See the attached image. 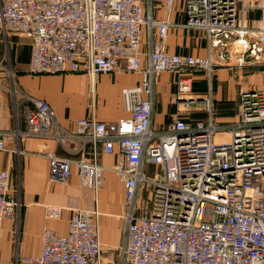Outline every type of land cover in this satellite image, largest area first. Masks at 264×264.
<instances>
[{
	"label": "built area",
	"instance_id": "2783aa9c",
	"mask_svg": "<svg viewBox=\"0 0 264 264\" xmlns=\"http://www.w3.org/2000/svg\"><path fill=\"white\" fill-rule=\"evenodd\" d=\"M163 1L171 13L175 0ZM142 2L0 0V30L30 43V74H85L93 95L101 75L120 69L143 74L138 86L122 90L128 117L107 123L92 114L77 121L74 133L57 124L46 101L21 93L30 106L25 131L15 133L19 143L44 139L50 180L68 182L75 167L81 185L96 196L105 172L100 154L116 157L113 171L125 186V241L115 248L121 264H264V86L241 91L236 119L223 124L214 118L211 84L221 68L264 72V20L250 26L238 0H184V28L205 35L207 54L183 56L167 51L170 18L145 16ZM164 72L176 77V114L167 128L156 130V84ZM200 73L210 81L201 97L193 92ZM12 94L17 96L15 89ZM52 140L69 153L67 143L80 140V157H58ZM5 150L0 138V151ZM150 166L154 172L148 175ZM11 180L10 171L0 169V226L15 217L20 203L11 195ZM147 193L149 205L141 203ZM44 210L48 220L64 212L55 204ZM100 215L97 206L73 210L68 234L46 229L41 256L24 261L113 264L105 260L109 250L100 240Z\"/></svg>",
	"mask_w": 264,
	"mask_h": 264
},
{
	"label": "crops",
	"instance_id": "0c3cea01",
	"mask_svg": "<svg viewBox=\"0 0 264 264\" xmlns=\"http://www.w3.org/2000/svg\"><path fill=\"white\" fill-rule=\"evenodd\" d=\"M263 0H238L241 17L252 27H258L264 20L261 4ZM144 15L154 19L170 18L173 26L169 29L166 41L170 54L183 56H205L207 42L200 31L184 28L187 17L184 0H175L173 11L168 13L163 0H143ZM243 11V12H242ZM154 40H158L157 31ZM142 50L149 51L148 33L143 29ZM31 48L29 41L20 34L4 33L0 30V138L5 139L6 149L0 151V169L8 170L12 176V197L16 195L14 184L20 186V203L14 218L7 219L0 226V264H37L27 263L25 258H39L42 252V234L46 229L67 235L73 210H93L96 206L101 212L100 240L109 250L105 256L106 262L121 264L120 256L115 248L125 241V186L113 171L116 157L100 154L99 163L105 168L102 187L95 196L91 189L81 185L78 170L73 167L72 176L66 183L52 182L49 176V161L43 154L44 139L26 138L19 140L17 130L26 129V115L30 103L21 98L16 101L12 91L22 92L32 98L46 101L55 111L57 124L68 132H76L77 121L95 115L101 122L114 123L128 117L122 96L124 88L138 86L143 74L132 73L120 69L113 74L101 75L97 78L94 95L91 92V79L85 74L67 75H32L29 72ZM147 58L142 60L143 66ZM12 70L13 78L8 71ZM261 72V71H260ZM235 70L219 69L213 76L211 84L214 91V101L223 113L220 119L223 124L236 119L238 110L232 111L235 98L227 88L231 75ZM247 72H239V89L241 91L257 88L263 83L262 78L256 83L247 82L244 85ZM261 77V76H258ZM176 77L171 73H161L156 84L157 103L154 114V129L163 130L172 122L176 114L173 96L177 92ZM193 92L204 96L209 89L210 81L204 73L195 75ZM206 83L207 91H202ZM226 90V91H225ZM225 91V92H224ZM237 95V96H238ZM239 104V96H238ZM206 116L193 114L194 117ZM207 118V117H206ZM205 118V119H206ZM227 121V122H226ZM56 155L60 158L77 160L82 142L69 141L67 152L61 144L52 140L49 142ZM86 146L85 149H89ZM20 150L21 153L16 151ZM154 172L152 166L147 168V174ZM97 197V198H96ZM55 204L64 208L63 215L57 220H48L44 205ZM18 219V221H17Z\"/></svg>",
	"mask_w": 264,
	"mask_h": 264
},
{
	"label": "rangeland",
	"instance_id": "374dc122",
	"mask_svg": "<svg viewBox=\"0 0 264 264\" xmlns=\"http://www.w3.org/2000/svg\"><path fill=\"white\" fill-rule=\"evenodd\" d=\"M264 1V0H263ZM261 6L263 7L264 6V4L262 3L261 4ZM263 11H264V9H262ZM11 72H12V70H10L9 69V71H8V74L10 75V77H11ZM239 72L240 71H237V70H235V73H234V75H231V80L232 81H228V84H227V88L229 89V92H230V95L233 97V98H235V101H234V105H233V109H234V111H232V112H230V113H234L233 115H235V113L237 112V110H238V96L240 95H238V89H239V80L241 79H239ZM243 76H245V81H244V85H245V87L247 88V82L249 83L250 81L251 82H254L255 81V83H256V80L257 79H261L262 78V80H263V83L262 84H259V87H263L264 86V72L263 71H261L260 72V70H255V71H247V73L245 74V75H243ZM258 76H261V77H258ZM226 91V90H225ZM224 91V92H225ZM23 93V92H22ZM213 95H214V91H213ZM238 95V96H237ZM18 96H19V99L21 98V96H20V93L19 94H17V96H15L16 98H14L16 101L18 100ZM214 98H215V100H216V97H215V95H214ZM223 112L221 111V110H219V108H218V106L216 105V101H214V118L216 119V121H218L219 123H221V122H225V119H220L221 117V114H222ZM227 122V121H226ZM11 179H12V176H11ZM12 181V180H11ZM14 187H15V189H16V195H15V197L17 198V200L20 202V186H18V185H16V183L14 184ZM94 194H95V192H94ZM96 196V195H95ZM141 200H142V204H145V205H149L150 203H151V198L148 196V193H147V195L145 196V194H143L142 195V197H141ZM99 212H100V210H99ZM100 214H101V212H100ZM16 216V215H15ZM101 216V215H100ZM17 221H18V219H17Z\"/></svg>",
	"mask_w": 264,
	"mask_h": 264
},
{
	"label": "trees",
	"instance_id": "16d2710c",
	"mask_svg": "<svg viewBox=\"0 0 264 264\" xmlns=\"http://www.w3.org/2000/svg\"><path fill=\"white\" fill-rule=\"evenodd\" d=\"M201 74V73H200ZM196 80V79H195ZM195 80H194V83H195ZM202 91H207V86H206V83L202 84ZM206 116H202V117H194V119H205Z\"/></svg>",
	"mask_w": 264,
	"mask_h": 264
}]
</instances>
